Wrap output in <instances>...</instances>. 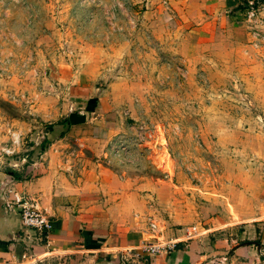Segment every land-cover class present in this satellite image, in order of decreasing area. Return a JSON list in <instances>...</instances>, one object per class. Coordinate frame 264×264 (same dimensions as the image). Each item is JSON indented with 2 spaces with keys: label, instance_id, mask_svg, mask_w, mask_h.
Listing matches in <instances>:
<instances>
[{
  "label": "rangeland",
  "instance_id": "374dc122",
  "mask_svg": "<svg viewBox=\"0 0 264 264\" xmlns=\"http://www.w3.org/2000/svg\"><path fill=\"white\" fill-rule=\"evenodd\" d=\"M94 116L115 122L101 163L137 192L132 217L148 227L194 231L241 196L262 197L264 61L254 51L202 43L166 0H0L1 167L37 159L61 119ZM256 223L254 236L230 226L263 251Z\"/></svg>",
  "mask_w": 264,
  "mask_h": 264
},
{
  "label": "crops",
  "instance_id": "0c3cea01",
  "mask_svg": "<svg viewBox=\"0 0 264 264\" xmlns=\"http://www.w3.org/2000/svg\"><path fill=\"white\" fill-rule=\"evenodd\" d=\"M166 2L202 43L247 48L264 61V38H258L264 37V0H258L260 10L250 21L244 16V0ZM112 119L94 116L57 124L55 136L37 159L20 169L0 165V264H118L121 255L129 264H264V250L251 247L252 241L241 242L236 234L243 228L254 236L259 223H249L264 219V188L260 201L241 196L231 214L209 218L194 231L171 223L163 227L154 223L152 230L136 220L137 215L132 217L139 207L137 192H128V186L101 163L103 145L115 130ZM70 139L83 142L91 158L68 149ZM253 187L248 183L246 188ZM7 189L38 200L51 221L47 246L38 233L21 225L16 214L4 212L1 197ZM233 223H243L242 228L230 226ZM185 232L189 239L171 251L132 254L140 243L181 237Z\"/></svg>",
  "mask_w": 264,
  "mask_h": 264
},
{
  "label": "built area",
  "instance_id": "2783aa9c",
  "mask_svg": "<svg viewBox=\"0 0 264 264\" xmlns=\"http://www.w3.org/2000/svg\"><path fill=\"white\" fill-rule=\"evenodd\" d=\"M258 0H244V16L247 21L256 17L260 10ZM262 39L264 37L259 36ZM2 208L6 213H14L18 216L21 225L35 231L45 240V245H48L47 236L51 230V221L44 209L40 206L38 200L24 192H18L12 189L4 191L2 197ZM152 230L155 229L154 223L149 224ZM190 233L185 232L181 237H169L162 241L143 242L137 247V250L132 253L134 257L139 255L152 256L159 253H166L177 247L178 244L186 243ZM128 251H131L128 249ZM131 254V255H132ZM120 263L129 264L130 261L124 255L120 257Z\"/></svg>",
  "mask_w": 264,
  "mask_h": 264
},
{
  "label": "trees",
  "instance_id": "16d2710c",
  "mask_svg": "<svg viewBox=\"0 0 264 264\" xmlns=\"http://www.w3.org/2000/svg\"><path fill=\"white\" fill-rule=\"evenodd\" d=\"M70 120L68 119V118H64V119H61L60 121H59V123H62V124H65V125H69L70 124ZM244 243H251V242H249V241H245Z\"/></svg>",
  "mask_w": 264,
  "mask_h": 264
},
{
  "label": "water",
  "instance_id": "95a60500",
  "mask_svg": "<svg viewBox=\"0 0 264 264\" xmlns=\"http://www.w3.org/2000/svg\"><path fill=\"white\" fill-rule=\"evenodd\" d=\"M118 264H122V263L119 262Z\"/></svg>",
  "mask_w": 264,
  "mask_h": 264
}]
</instances>
